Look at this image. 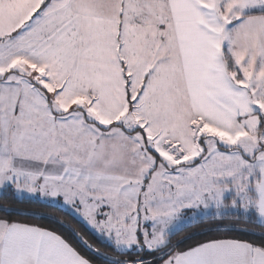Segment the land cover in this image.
<instances>
[{"label":"snow or ice","instance_id":"snow-or-ice-1","mask_svg":"<svg viewBox=\"0 0 264 264\" xmlns=\"http://www.w3.org/2000/svg\"><path fill=\"white\" fill-rule=\"evenodd\" d=\"M9 193L110 251L0 205V264H264V0H0Z\"/></svg>","mask_w":264,"mask_h":264},{"label":"trees","instance_id":"trees-1","mask_svg":"<svg viewBox=\"0 0 264 264\" xmlns=\"http://www.w3.org/2000/svg\"><path fill=\"white\" fill-rule=\"evenodd\" d=\"M0 205H7L12 211L10 213L11 219L13 220H19L20 222H26L29 224H34L38 226H44L49 228H56L57 231H63L64 229L61 228L59 225L54 224L52 219L50 217L55 216L57 218H63L69 223L73 225H77L83 232H85L90 238V240L95 244L96 247L100 248L101 251H110V249L106 248V242L101 241L97 235L91 231L82 221L77 219L69 210L61 208L57 205L53 206L50 203L44 202L40 199H28L25 197L23 200H14L11 193L5 195H0ZM17 212H26V213H39L41 214L42 218H35L32 215H17ZM5 216V213L0 212V218H3ZM217 222L213 221H204L203 223L199 224L196 227L193 228H186L182 232L177 233L176 236L173 237V241H179L184 236L190 234V233H199L200 230L209 228V227H216ZM223 224L225 225H234L237 227H244V221L241 220L237 222L234 218L233 219H227L223 221ZM248 227L251 229L252 226L248 225ZM261 230L257 227L254 229V232L256 235H253V233L250 231L249 233H241L238 231H233L229 233L230 235L236 236L241 239H256L258 237V234ZM205 236L201 235H195L194 239H205ZM189 243L191 241H188ZM186 245H181V247H184ZM95 264H105L103 259L95 258Z\"/></svg>","mask_w":264,"mask_h":264},{"label":"rangeland","instance_id":"rangeland-1","mask_svg":"<svg viewBox=\"0 0 264 264\" xmlns=\"http://www.w3.org/2000/svg\"><path fill=\"white\" fill-rule=\"evenodd\" d=\"M36 199H40V198H36ZM41 200V199H40ZM45 202V201H44ZM48 203V202H47ZM57 206H59V207H61V208H64V209H67V210H69L77 219H79L80 221H82L89 229H90V227L82 220V218L79 216V215H77L75 212H73L71 209H69V208H67V207H65V206H63V202H62V199H61V201L59 202V204H56ZM91 230V229H90ZM92 231V230H91Z\"/></svg>","mask_w":264,"mask_h":264}]
</instances>
